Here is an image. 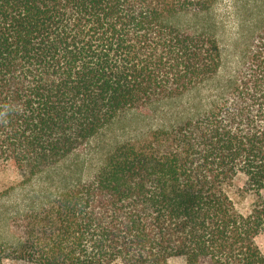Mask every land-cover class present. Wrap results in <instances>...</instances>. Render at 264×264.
<instances>
[{"label":"trees","instance_id":"1","mask_svg":"<svg viewBox=\"0 0 264 264\" xmlns=\"http://www.w3.org/2000/svg\"><path fill=\"white\" fill-rule=\"evenodd\" d=\"M217 2L0 0V168L21 176L0 264H264V22L221 77ZM141 108L161 124L102 144L84 177L71 156Z\"/></svg>","mask_w":264,"mask_h":264},{"label":"rangeland","instance_id":"2","mask_svg":"<svg viewBox=\"0 0 264 264\" xmlns=\"http://www.w3.org/2000/svg\"><path fill=\"white\" fill-rule=\"evenodd\" d=\"M213 17L217 22L215 34L219 42L222 55L220 76L230 74L237 59L243 53L247 28L255 23L256 26L264 21V0H218L213 9ZM187 19L181 17L179 22L185 23ZM259 20L260 23H259ZM177 21V20H176ZM162 116L151 109H135L127 111L118 117L115 122L105 129L98 137L83 145L71 158L85 160L84 177L92 175L97 165V154L102 144L124 141L139 137L153 128L159 126ZM70 158V159H71ZM21 179L18 171L11 165L0 168V193L16 185ZM228 195L237 211L245 213L253 202V195L245 185V177L238 174L233 180ZM264 199V191L261 192ZM2 198L0 204L10 201ZM4 201V202H3ZM257 245L264 255V234L256 238ZM169 264V259L167 260ZM8 264H28L22 261H13ZM172 264H185L184 259L174 260Z\"/></svg>","mask_w":264,"mask_h":264},{"label":"clouds","instance_id":"3","mask_svg":"<svg viewBox=\"0 0 264 264\" xmlns=\"http://www.w3.org/2000/svg\"><path fill=\"white\" fill-rule=\"evenodd\" d=\"M14 111V107L10 105H3L0 106V122H7V116L10 112ZM183 257H170L169 258V264H172V261L174 260H181Z\"/></svg>","mask_w":264,"mask_h":264}]
</instances>
